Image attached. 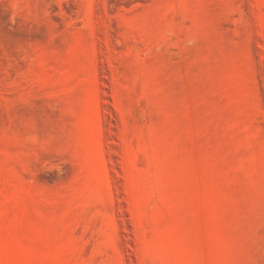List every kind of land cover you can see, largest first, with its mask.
<instances>
[{"label": "rangeland", "instance_id": "obj_1", "mask_svg": "<svg viewBox=\"0 0 264 264\" xmlns=\"http://www.w3.org/2000/svg\"><path fill=\"white\" fill-rule=\"evenodd\" d=\"M0 264H264V0H0Z\"/></svg>", "mask_w": 264, "mask_h": 264}]
</instances>
